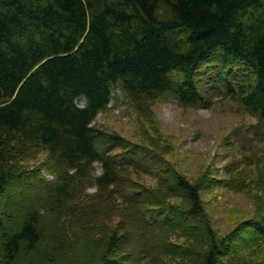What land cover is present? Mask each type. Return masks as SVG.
<instances>
[{
	"label": "trees",
	"instance_id": "1",
	"mask_svg": "<svg viewBox=\"0 0 264 264\" xmlns=\"http://www.w3.org/2000/svg\"><path fill=\"white\" fill-rule=\"evenodd\" d=\"M206 79L264 135V0H0V264H241L256 245L216 235L200 182L94 126L114 85L208 108ZM36 150L50 179L22 166Z\"/></svg>",
	"mask_w": 264,
	"mask_h": 264
},
{
	"label": "rangeland",
	"instance_id": "2",
	"mask_svg": "<svg viewBox=\"0 0 264 264\" xmlns=\"http://www.w3.org/2000/svg\"><path fill=\"white\" fill-rule=\"evenodd\" d=\"M200 88L208 108L180 107L170 95L133 102L114 85L111 103L97 115L94 126L120 135L133 148L148 150L151 163L200 182L202 205L216 235L235 234L241 242L247 238L243 247H256L234 255L241 264L250 260L264 264V246L251 236L252 220L264 216V135H256L261 126L212 79L204 80ZM45 159V153L36 150L22 166L50 179ZM131 177L143 188L164 192L158 180L146 173ZM167 197L169 204L179 202ZM11 205L2 201L0 210Z\"/></svg>",
	"mask_w": 264,
	"mask_h": 264
},
{
	"label": "bare ground",
	"instance_id": "3",
	"mask_svg": "<svg viewBox=\"0 0 264 264\" xmlns=\"http://www.w3.org/2000/svg\"><path fill=\"white\" fill-rule=\"evenodd\" d=\"M229 251V250H228Z\"/></svg>",
	"mask_w": 264,
	"mask_h": 264
}]
</instances>
